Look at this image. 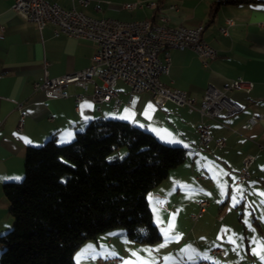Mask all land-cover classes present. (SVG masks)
<instances>
[{
	"label": "crops",
	"instance_id": "0c3cea01",
	"mask_svg": "<svg viewBox=\"0 0 264 264\" xmlns=\"http://www.w3.org/2000/svg\"><path fill=\"white\" fill-rule=\"evenodd\" d=\"M65 8L76 6L93 17L122 20L150 19L170 26H203V38L218 51L205 66L190 49H171L170 72L164 83L188 92L200 102L209 85L223 88L235 78L254 82L250 92H228L230 102L243 109L229 117L205 118L211 133L226 145L198 149L200 113L168 101L158 106L151 94L131 92L119 81L117 96L96 103L89 93L76 107L68 98L49 97L34 88L50 77L82 70L92 64L97 43L65 34L57 35L48 23L40 30L16 12L13 0H0V235L14 224L3 186L21 181L30 146L54 138L65 144L91 121L119 119L155 134L161 141L181 146L185 162L149 194L153 220L162 238L156 243L131 240L123 227L102 233L76 253L77 264H183L212 260L218 264H264V0L222 3L219 0H49ZM141 6L128 9L125 3ZM155 5L150 6L149 3ZM233 19L228 25L227 20ZM227 27V34L221 32ZM3 28V29H1ZM163 58L164 51L160 52ZM258 122L249 125V119ZM23 118V130L18 123ZM30 141V142H26ZM252 154L251 177L240 181L243 159ZM19 177V179H16ZM209 206L202 217L199 200ZM223 248L224 256L213 249ZM1 253V247H0ZM121 258L120 263H114Z\"/></svg>",
	"mask_w": 264,
	"mask_h": 264
},
{
	"label": "trees",
	"instance_id": "16d2710c",
	"mask_svg": "<svg viewBox=\"0 0 264 264\" xmlns=\"http://www.w3.org/2000/svg\"><path fill=\"white\" fill-rule=\"evenodd\" d=\"M239 1L249 0L217 1L210 20ZM185 160L183 147L119 119L91 121L69 143L30 146L23 179L3 186L14 224L0 235V264H77L86 242L118 227L135 242H158L149 194Z\"/></svg>",
	"mask_w": 264,
	"mask_h": 264
},
{
	"label": "built area",
	"instance_id": "2783aa9c",
	"mask_svg": "<svg viewBox=\"0 0 264 264\" xmlns=\"http://www.w3.org/2000/svg\"><path fill=\"white\" fill-rule=\"evenodd\" d=\"M89 0H78L82 6ZM155 5L154 2L149 3ZM141 6L139 2L125 3L128 9ZM13 9L27 21L33 22L42 30L48 23L55 26V33L94 41L98 45L92 56V64L82 70L66 73L62 76L50 77L47 74L41 82L34 85L36 90H42L49 97L68 98L69 87L80 88L81 92L74 94V102L79 108L83 97L89 93V85L94 80L91 93L96 103L108 102L117 96L116 86L119 81L126 84L131 92H147L151 94L155 103L162 107L168 101L179 106H187L197 110L201 121L197 126L199 136L198 149L214 145L223 148L224 138H216L210 131L205 118L218 119L229 117L241 112L240 104L230 102L228 92H250L254 82L243 78H235L223 88L209 85L200 102L188 92L172 87L162 80V75L170 72L171 49H190L197 53L205 66L218 56V51L203 38V26L196 27L170 26L163 18L162 23L150 19L122 20L115 17H93L78 9L76 6L65 8L57 2L49 0H13ZM232 25L233 19L227 20ZM264 25V24H263ZM3 29V28H1ZM227 27L221 32L227 34ZM164 51L163 58L160 52ZM259 118L249 119V125L256 124ZM23 118L18 123V130L22 131ZM255 156L248 154L244 157L240 181L250 179V167ZM200 210L193 217H202L209 201L199 200ZM214 254L224 256L221 247L213 249ZM121 258H115L114 263H120ZM183 264H192L184 262ZM206 264H213L206 260Z\"/></svg>",
	"mask_w": 264,
	"mask_h": 264
},
{
	"label": "bare ground",
	"instance_id": "6f19581e",
	"mask_svg": "<svg viewBox=\"0 0 264 264\" xmlns=\"http://www.w3.org/2000/svg\"><path fill=\"white\" fill-rule=\"evenodd\" d=\"M192 264H206V260H202V261H199V262H196V263L192 262ZM213 264H218V263L213 261Z\"/></svg>",
	"mask_w": 264,
	"mask_h": 264
},
{
	"label": "rangeland",
	"instance_id": "374dc122",
	"mask_svg": "<svg viewBox=\"0 0 264 264\" xmlns=\"http://www.w3.org/2000/svg\"><path fill=\"white\" fill-rule=\"evenodd\" d=\"M121 150H122V154L124 155V154L126 153V150H127V149H126V147H123ZM1 251H2V250H1Z\"/></svg>",
	"mask_w": 264,
	"mask_h": 264
},
{
	"label": "snow or ice",
	"instance_id": "6c2138e0",
	"mask_svg": "<svg viewBox=\"0 0 264 264\" xmlns=\"http://www.w3.org/2000/svg\"><path fill=\"white\" fill-rule=\"evenodd\" d=\"M26 142H30V141H26ZM16 179H19V177H17Z\"/></svg>",
	"mask_w": 264,
	"mask_h": 264
}]
</instances>
